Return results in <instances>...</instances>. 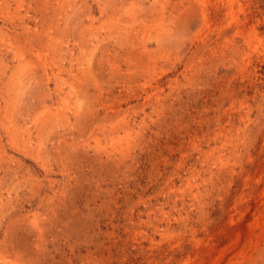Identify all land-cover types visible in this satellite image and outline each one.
<instances>
[{"label": "rangeland", "instance_id": "obj_1", "mask_svg": "<svg viewBox=\"0 0 264 264\" xmlns=\"http://www.w3.org/2000/svg\"><path fill=\"white\" fill-rule=\"evenodd\" d=\"M0 264H264V0H0Z\"/></svg>", "mask_w": 264, "mask_h": 264}]
</instances>
